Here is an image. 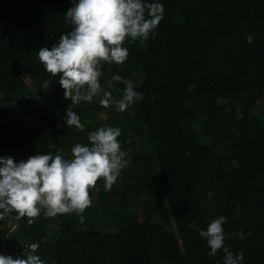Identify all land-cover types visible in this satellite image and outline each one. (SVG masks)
Returning <instances> with one entry per match:
<instances>
[{
	"label": "trees",
	"instance_id": "trees-1",
	"mask_svg": "<svg viewBox=\"0 0 264 264\" xmlns=\"http://www.w3.org/2000/svg\"><path fill=\"white\" fill-rule=\"evenodd\" d=\"M160 2L156 34L126 39L127 60L102 63L101 92L74 106L80 131L63 123L71 101L37 57L71 30V0H0V156L70 158L88 132L113 126L128 161L109 191L103 178L89 189L83 222L10 212L0 248L37 244L30 254L48 264H223L197 230L226 216L225 244L243 264H264V0ZM113 74L143 94L124 112L99 104L104 90L122 98L123 83L107 85Z\"/></svg>",
	"mask_w": 264,
	"mask_h": 264
},
{
	"label": "clouds",
	"instance_id": "clouds-1",
	"mask_svg": "<svg viewBox=\"0 0 264 264\" xmlns=\"http://www.w3.org/2000/svg\"><path fill=\"white\" fill-rule=\"evenodd\" d=\"M64 18L71 30L61 33L51 48L40 47L37 57L46 72L59 74L64 99L71 101L65 107L63 123L84 131L74 106L81 101L91 102L101 92L102 63L122 64L127 60L126 39L144 41L156 34L164 18V6L160 0H71ZM246 41L252 44L254 37L249 34ZM113 82L125 85L122 98L113 101L111 92L104 90L99 100L101 107L114 105L116 111L124 112L143 99L130 80L113 74L107 81L109 88L114 87ZM120 135L119 127H98L88 132V143L71 147L70 158L40 152L18 161L12 156H0V219L15 212L16 219L27 217L32 223V218L41 212L46 217L75 212L83 222L81 213L91 203L89 189L103 178L104 190L109 191L128 164L127 153L118 140ZM226 222V216H219L206 229H198V235L205 239L210 257L222 250L223 264H243V250L233 253L225 244ZM250 234L241 231L238 236L244 239ZM7 244L21 245L24 256L0 253V264H48L40 255L30 254V250L35 253L37 244Z\"/></svg>",
	"mask_w": 264,
	"mask_h": 264
},
{
	"label": "built area",
	"instance_id": "built-area-1",
	"mask_svg": "<svg viewBox=\"0 0 264 264\" xmlns=\"http://www.w3.org/2000/svg\"><path fill=\"white\" fill-rule=\"evenodd\" d=\"M9 245V244H7ZM0 253L3 254H11L13 257L20 255L21 257L24 256V250L21 245L19 244H13L10 246H5L3 249L0 250Z\"/></svg>",
	"mask_w": 264,
	"mask_h": 264
},
{
	"label": "rangeland",
	"instance_id": "rangeland-1",
	"mask_svg": "<svg viewBox=\"0 0 264 264\" xmlns=\"http://www.w3.org/2000/svg\"><path fill=\"white\" fill-rule=\"evenodd\" d=\"M26 80L28 81V82H30V79L29 78H26ZM44 90L46 91V92H52L53 91V88L51 87V85H49L48 83L45 85V87H44ZM11 113H13V112H11ZM78 114V113H77ZM112 115V111H109V112H107V113H104V114H102V116H103V118H108V117H110ZM30 117V115L28 114L27 115V118H29Z\"/></svg>",
	"mask_w": 264,
	"mask_h": 264
}]
</instances>
